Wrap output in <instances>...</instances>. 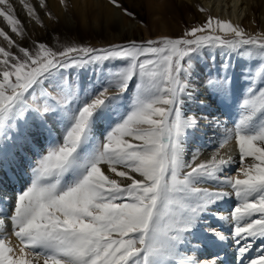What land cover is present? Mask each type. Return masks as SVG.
Wrapping results in <instances>:
<instances>
[{
    "label": "snow or ice",
    "instance_id": "1",
    "mask_svg": "<svg viewBox=\"0 0 264 264\" xmlns=\"http://www.w3.org/2000/svg\"><path fill=\"white\" fill-rule=\"evenodd\" d=\"M20 3L44 26L37 7L46 8V0ZM108 3L137 19L124 0ZM0 18L24 37L11 0H0ZM0 38V137L9 139L12 131V147L32 152L18 159L0 140V171L15 164L30 173L27 181L17 177L22 187L10 214L19 246L0 231V264H224L219 252L200 259L202 244L194 241L221 250L231 242L239 264H264V247L247 258L258 241L264 245V34L208 17L179 37L105 47L53 49L34 41L29 49L4 27ZM233 56L251 65L240 70L242 92ZM106 63L117 65L115 71L83 96L64 77L63 70ZM45 82L56 96L43 92ZM37 89L46 98L42 110L28 100ZM238 97L239 119L211 158L200 161L197 152L185 159L198 121ZM188 101L208 114L187 115ZM48 118L61 125L60 135ZM233 139L238 160L219 151ZM237 165L238 174L229 175ZM230 199L229 215L213 211ZM208 217L229 224L230 234L211 228Z\"/></svg>",
    "mask_w": 264,
    "mask_h": 264
},
{
    "label": "rangeland",
    "instance_id": "2",
    "mask_svg": "<svg viewBox=\"0 0 264 264\" xmlns=\"http://www.w3.org/2000/svg\"><path fill=\"white\" fill-rule=\"evenodd\" d=\"M105 1L108 2V0H104L103 3H105ZM145 1L146 0H136L135 2H132L131 0H124L125 6L129 7L130 10H133L137 14V19L128 18L123 15V17H125V20L118 16L109 26L104 25L102 21V24L96 27L91 20L86 23L79 21V18L75 16L74 9L72 8L70 10L71 13L69 14V17L73 21H70V23L67 20H64V18L57 19V17L55 16L54 17L56 19H51V22L50 21L47 22L46 20L41 18L43 20L44 26H41L40 24L36 23V21H34L33 26L30 28H26L25 26H23L24 27L23 38L16 35L15 36L12 35V36L15 40H17L20 43L21 46L28 47L29 49H32L34 47V41L44 42L53 49H61V46H67L71 44H84L93 47H105L109 44L123 43L126 42L127 40H133V39L138 41L155 39L159 37V34L158 31L153 30V28L151 27L149 21L150 20L149 12L147 11ZM166 1L168 3L165 2L166 4L163 6L164 7L163 10L165 11L166 18L171 23V28L168 29V32L163 35H168L171 37H179L183 35V33L186 30L204 24L207 21L208 17H213L212 14L207 9L202 8L201 6L195 8L194 5H192L191 3L189 4L187 0H169L171 2H169L168 0ZM19 4L21 5L20 1ZM263 4H264V0H256V5L253 8L254 11L253 29L247 25L242 24V27L245 29V32L248 35L264 34L263 26L259 19L260 11L263 9L264 6ZM21 6L23 7V5ZM16 7L17 6L14 4V8ZM201 9H203V11ZM15 10L17 12V8ZM47 11L48 13H51L50 9H48ZM88 11L89 13L94 14L97 13L99 9L95 8L93 10L90 8ZM127 24L137 25L136 26L137 29H134L133 31H130L129 29H126L125 31L122 30V28L125 27ZM0 27H2L1 24ZM145 30L147 31L148 36H145L144 34ZM129 32H133L134 34L133 35L129 34ZM117 39H120V41L114 42ZM0 42H2V38H0ZM216 55H217V61L219 62L220 59L219 50H216ZM233 63L237 65L238 91L242 92L243 88L240 86L244 85L245 81L240 76V70L245 66H251V65L248 64L245 59L236 56H233ZM116 66L117 65H115L114 63H106L103 66H89L86 69H81L79 72L72 69L63 70V71L65 78H67L69 81L75 82V84L79 86V94L83 96L85 90L90 91L92 86L96 84L98 80L102 81L110 71H115ZM200 66L204 67L203 60L200 61ZM199 76H203V73H199ZM197 87H199L198 84ZM111 91H115V90L113 89ZM43 92H47L51 96H56V89L54 85L49 84L48 82H45ZM45 99L46 98L42 95L41 89H37L32 96L28 97L29 103L33 104V108L38 106L41 108V110L45 105ZM239 99L240 98L238 97V99L232 103L231 107L226 109L222 108L220 112H215L212 117H209L208 121L205 120L198 121L199 130L195 132L194 136L188 137V140L185 144V159L191 161L190 158L191 154L199 152V150H202L200 149V146L202 148H205L207 144L213 143V141L217 138H221L222 131L225 133L226 129L233 127V122L239 119V112H240ZM194 105L195 104L191 101L187 102L186 107L187 109H189V111H187V115L196 114L197 116H202L208 114L207 112H201L200 109L196 108L197 106L194 107ZM193 107L196 109H194ZM45 115L48 116V114ZM215 118H218L221 121L219 125L209 122L210 120ZM48 123L49 125L53 126L56 134L60 135L61 125L52 118H48ZM13 134L14 133L10 131L8 133L9 139L6 140L0 137V140H2L3 142V146L9 151L17 152L18 159L22 158L24 153H26L28 156H32V152L29 151L27 148L24 149V153H20L17 148L12 147L13 141L11 139V136ZM222 138L219 140V143L221 142ZM42 139L43 138H41V141ZM195 146H198V148ZM237 151H238V147H237ZM9 167L10 169L13 168L16 171L21 170L15 164H10ZM7 170L8 169L6 168V171ZM9 174L10 172L9 173L5 172L6 176H8ZM11 213L12 212L4 214L3 219L5 220V225L6 224L11 225L10 222ZM220 223L221 222H219L214 228H218L219 231L224 232L225 234H230L228 232L229 227L227 230H225L221 227ZM198 242H200L203 245V241H198ZM261 247H264V245H260L259 248L257 247L253 248V250L249 252L250 254H253V256H251L250 259H254L257 257L259 249ZM229 248L230 250L225 251L224 253L220 254V256L223 259L224 258L226 259V254L232 252L234 253L233 256H236L237 258L235 246L230 245ZM184 251L187 255H192V252L187 248H185ZM224 264H227V262L224 261Z\"/></svg>",
    "mask_w": 264,
    "mask_h": 264
},
{
    "label": "bare ground",
    "instance_id": "3",
    "mask_svg": "<svg viewBox=\"0 0 264 264\" xmlns=\"http://www.w3.org/2000/svg\"><path fill=\"white\" fill-rule=\"evenodd\" d=\"M19 1L20 0H11L13 5L15 4L17 6L16 13L17 16H19L20 20L23 21L22 25L25 26L26 28H30L33 26V22L35 20L32 17L28 16L27 10L19 4ZM103 1L104 0H64V3H61V0H46L47 7L46 8L37 7V11L38 14L41 16V18L46 20L47 22L48 21L51 22V19H56L55 17H57V19L64 18V20H67L70 23V21H73L69 17V14L71 13L70 10L72 8L74 9L75 16L79 18V21L86 23L91 20L96 27L100 26V24H102V21L104 25L109 26L118 16L125 20V17H123V14L119 10L110 6L109 3L106 1L105 3H103ZM131 1L135 2L136 0H131ZM187 1L189 2V4L191 3L192 5H194L195 8L201 6L202 8L207 9L215 18L222 20H229L233 24H239L241 27L243 24L251 27L252 29L254 28L253 8L256 5V0H187ZM27 2L32 3L34 6L38 5V0H27ZM145 2H146L147 11L149 12V17H150L149 21L151 27L153 28V30L158 31L159 36L166 34L168 32V29L171 28V23L165 16V11L163 10L164 8L163 6L168 2L166 0H146ZM90 8L93 10L96 8L99 9V11L97 13L92 14L89 13L88 11ZM48 9H50L51 11L52 18H50L49 15L47 14ZM259 19L264 30V6L263 9L260 11ZM2 20L3 19L0 18L1 26L6 28V30L9 31L10 35L15 36V34H12L10 32V29L6 27V22ZM136 26L137 25L127 24L125 27L122 28V30L125 31L126 29H129L130 31H133L134 29H137ZM129 34L133 35L134 33L129 32ZM144 34L145 36H148L146 30ZM117 41H120V39H117L114 42ZM198 99H203V97L198 96ZM195 106L197 105L195 104L194 107ZM223 135L224 132L222 131L221 138L223 137ZM221 138L215 139L213 143L207 144L205 148H202L200 146V149L202 150H199L198 152V159L200 161L210 159L213 152L216 151L217 148L219 147L218 143ZM195 147L198 148V146ZM237 147L238 146L236 145L235 140H231L223 148H220L219 151L221 152V154L225 156H233L236 157L238 160L239 153L237 151ZM192 155L193 154H191L190 158H192ZM238 167H239L238 165L234 166V169L231 170L228 174L232 176L237 175ZM6 168L8 169L7 171ZM5 172L8 173L10 172V174L6 176L7 174L5 175ZM20 176H22L23 179L27 181L29 180L30 174L29 173L26 174V172L22 170L16 171L13 168L10 169L9 165L5 166V168L2 171H0V218H3L4 214L14 211L13 209L14 197L21 190L22 187L20 180L17 178ZM9 177H12V179H9ZM232 207H234V202L233 200L230 199L228 201L222 202L217 208L213 209V211L220 215L227 216L229 215ZM207 219L210 221L211 228H214L218 224L216 219L212 217H208ZM220 225L225 230H227L228 227H230L229 224L224 222H221ZM215 229L219 231L218 228ZM0 231H6L8 235V239L10 240L11 244L19 246L18 239L11 232V225L6 224L4 229H0ZM196 242L198 241H194V243ZM260 243L261 242L258 241L257 244L254 246V248L256 247L259 248V246L261 245ZM230 245L233 244L231 242L225 243L223 245L222 250L216 246L209 245L204 247L202 245L200 252L198 253L199 258L202 260L211 259L212 256L217 252H219L220 255L225 251L230 250L229 248ZM25 251L27 252V249H25ZM233 255L234 253L232 252L227 253L226 259L224 258V261L227 262V264H238L239 263L237 260L238 258H236V256ZM251 256H253V254L250 253L247 254V258L249 257L248 259H250Z\"/></svg>",
    "mask_w": 264,
    "mask_h": 264
}]
</instances>
